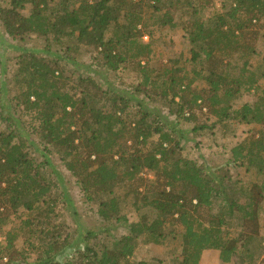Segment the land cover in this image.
Instances as JSON below:
<instances>
[{
    "label": "trees",
    "instance_id": "trees-1",
    "mask_svg": "<svg viewBox=\"0 0 264 264\" xmlns=\"http://www.w3.org/2000/svg\"><path fill=\"white\" fill-rule=\"evenodd\" d=\"M215 1L0 0V264H132L138 245L174 242V223L182 233L173 264H200L205 251L222 264H264V207L256 200L264 181L245 187L241 202L220 172L179 155L186 139L179 125L213 134L218 124L223 136L231 122L264 126V0H220L218 8ZM153 27L180 28L190 58L173 55L158 67ZM234 54L241 63L229 74ZM243 95L251 103L237 108ZM201 107L214 117L210 125L194 123ZM53 155L98 216L115 219L124 234L105 229L103 241L62 258L73 235L57 223L58 207L70 200ZM226 163L262 178L264 135L230 149ZM118 188L134 190L133 210L146 212L138 222L120 215ZM216 207L205 222L194 218ZM15 219L25 249H12ZM236 221L237 235L226 232Z\"/></svg>",
    "mask_w": 264,
    "mask_h": 264
},
{
    "label": "rangeland",
    "instance_id": "rangeland-1",
    "mask_svg": "<svg viewBox=\"0 0 264 264\" xmlns=\"http://www.w3.org/2000/svg\"><path fill=\"white\" fill-rule=\"evenodd\" d=\"M219 1H215L214 4H212L213 7L218 8ZM215 9V8H214ZM175 16V15H174ZM207 16V15H206ZM178 17V16H177ZM177 22V21H176ZM183 22V21H182ZM181 21H178L177 24L182 23ZM153 39L154 43L152 45L153 50V58L152 61L156 64H158V67H161L162 65H166L169 60L173 57H180L181 59H189L190 54L187 50L186 43L187 40L185 38V34L182 32L180 28H175L174 30L170 29H162V31L156 30V27H153ZM255 29V28H253ZM251 30L252 32L254 30ZM145 43L149 42L148 38L142 39ZM262 41V40H261ZM259 41V44L261 43ZM233 58V59H232ZM239 61V58L236 54H234L230 60L229 65L227 66V70L229 74H233V70L230 69L231 66L236 65ZM252 64L254 65V60H251ZM241 63V62H240ZM169 64V63H168ZM186 69L191 70L192 65L190 63L186 64ZM116 76V75H115ZM122 77V76H121ZM127 77L136 78L133 75L126 76L124 78V81L127 80ZM12 78V72L8 71L6 73V79ZM4 80V75L0 77ZM104 79V76H103ZM112 84L116 89L119 90H127L125 88V84L120 83L118 79H113ZM10 86V85H9ZM250 95H243L238 102H236V107H240L243 104H250L251 98ZM196 108L193 110L194 115L196 116V122L199 124H211V122L214 121V117L209 116L207 110L203 107ZM166 115V113H164ZM173 119V118H172ZM179 129H182L185 131V137L186 139L181 142L182 150H180V157L187 160L197 161L202 166L206 167V172L208 173H217L220 174L222 177H224V182L230 185H233V188H235L236 193V199H240L241 202L245 201L246 195H248L247 192H243L242 190L245 187L250 186L252 182H255L256 184H260L264 181V175L261 177H256L253 173H249L245 169V167H241L238 164H232V163H226L227 155L229 154V150L241 143L243 140L247 139L249 136H255L259 137L262 133L264 135V126H249L245 125L243 123H237V122H231L225 135L219 131V125L216 124L213 127V134L211 131L204 130L200 131L198 133H195L192 131L191 125H179ZM153 141L157 140V136H154ZM226 155V156H225ZM92 158L91 160H93ZM51 163L55 167V169L62 175L64 179V185L63 188L66 190V193L68 194L70 204L66 206H62L61 204L58 207V213H60V217L57 220V223L60 224L62 231H69L72 233L73 238V244L70 247L69 253H65V255L62 257L64 260L66 257L74 258L76 255L74 252L76 249H82L83 245L86 244V241L89 244L96 243L99 241H103L105 239V229H110L109 233L113 236H119L121 234H124V229L120 227V223L117 222L115 219L109 220V221H103L97 213L98 207L96 202H87L85 201V198L83 197V193L80 189L79 184L76 182V179L72 177V175L66 171V169L63 167L62 162L55 157L54 155L51 156L50 159ZM229 176L230 181L228 178ZM140 177L146 178L149 180L153 179V174L143 172ZM137 185L138 190L141 192L143 190V187L140 186V182ZM129 189H134L133 186L128 185ZM136 188V187H135ZM126 189H116L115 191V198L118 200L119 204V212L120 215L124 216L129 223H136L139 221V217L141 214H145V210H141L140 212H135L133 210V200H134V190H131L128 195H124ZM134 192V193H132ZM143 193V192H142ZM241 195V196H240ZM125 199L124 201H122ZM263 204L264 207V191L259 195V197H256V200L259 202V200ZM141 207V204H138ZM218 208L216 207L213 212H200L198 215H194V218H198V221L205 222L208 220L209 216H214L217 212ZM150 215V218L152 219L154 215L152 213L148 214ZM203 217V219L201 218ZM262 215L259 217L258 224L260 227L263 224ZM238 222L236 221L235 224L231 228L230 226L226 228V232L234 233L237 235V228ZM10 227V225H9ZM247 233H250L251 225H246ZM173 230L176 231L177 239L174 240V242H171L172 240H169V244L165 247L163 246H151V245H138L136 248L133 256L130 259V262L132 264H138V263H144V264H173V258L180 254L181 252V238L180 235L182 233V227L179 226V224L174 223V226L172 227ZM9 229V228H8ZM10 230H14L16 233L19 230V221L14 220V223L11 225ZM13 231V232H14ZM262 232V230H261ZM89 233V234H88ZM3 233L0 232V244L5 245V238L2 235ZM18 236L14 239V248L12 249H25L26 245L25 237H22L21 231H18ZM91 234V235H90ZM91 237V238H90ZM69 249V248H68ZM14 251V250H13ZM8 254L5 255L3 258V262L7 261ZM263 259V260H262ZM260 261L264 262V254L263 257H261ZM200 264H222L218 260L217 252L215 251H205L203 252L200 260ZM230 264H238V262L234 261Z\"/></svg>",
    "mask_w": 264,
    "mask_h": 264
}]
</instances>
